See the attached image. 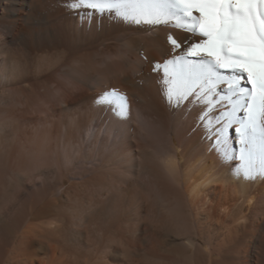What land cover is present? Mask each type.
I'll use <instances>...</instances> for the list:
<instances>
[{"label":"bare ground","instance_id":"1","mask_svg":"<svg viewBox=\"0 0 264 264\" xmlns=\"http://www.w3.org/2000/svg\"><path fill=\"white\" fill-rule=\"evenodd\" d=\"M64 3L0 0V32L7 37L0 42V56L32 67L48 54L73 55L75 78L92 88L105 84V91L128 93L141 111L164 121L159 124L170 134L169 145L155 158L144 143L130 141L126 146L133 151L91 156L96 168L73 175L63 167L87 159L48 156V163L62 168L40 173L54 175L40 186L23 181L34 173L37 158L30 156L25 171L8 173L1 156L0 174H9L11 183L0 193V264H264V180L235 178L242 162L222 161L213 138L206 136L203 103L189 97L173 107L174 118L160 94L163 72L154 68L181 51L173 50L167 37L178 38L185 49L195 37L172 26L89 17L87 10L69 11ZM101 45L111 49L124 73L117 72ZM226 91L222 88L220 95ZM227 110L222 101L211 116ZM183 113L188 122L173 124ZM228 143L238 150L240 134ZM14 186L20 189L11 196Z\"/></svg>","mask_w":264,"mask_h":264},{"label":"snow or ice","instance_id":"2","mask_svg":"<svg viewBox=\"0 0 264 264\" xmlns=\"http://www.w3.org/2000/svg\"><path fill=\"white\" fill-rule=\"evenodd\" d=\"M69 11L86 16L111 15L149 27L172 26L195 37L184 43L169 35L173 50L154 70L162 71L165 98L180 107L189 97L207 109L201 119L222 161L239 160L236 179L264 180V0H65ZM192 57V58H189ZM227 91L220 95V90ZM224 102L227 111L212 117ZM95 103L111 108L119 119L130 115L126 93L111 88ZM243 113V115H240ZM213 121H215L213 123ZM241 147L228 143L235 125Z\"/></svg>","mask_w":264,"mask_h":264},{"label":"rangeland","instance_id":"3","mask_svg":"<svg viewBox=\"0 0 264 264\" xmlns=\"http://www.w3.org/2000/svg\"><path fill=\"white\" fill-rule=\"evenodd\" d=\"M16 32L17 30L13 29V33ZM3 40L7 42V37L0 32V42H4ZM99 49L110 55L111 60H115L113 62L116 63L114 65L119 74L126 71L119 66L111 49L105 45H101ZM50 55L52 54L37 59L32 67H28L24 61H6L0 56L2 69L0 70V157L8 161H5L7 170L10 171L8 173L25 171L24 164H27L30 156H34L37 158L32 166L34 173L24 175L23 181L37 183L40 186L45 181V177L52 179L54 176L52 173H40L50 167L55 170L62 168V165H57L55 161L48 163L45 159L48 156L87 159L85 164L79 162L80 164L73 166L74 168L70 165L63 167L70 175H73L78 171L80 173L93 171L96 167L90 161L92 157L98 159L100 155L109 156L108 153L111 155L113 152L120 155L121 150L122 154L133 151L132 146H126L130 141L135 143L139 140L140 143H144L155 158L160 148H166L169 145L170 134L162 130L160 124H164V121L158 115L141 111L139 101L136 102L125 92L129 99L130 115L127 119L117 118L111 108L95 103L96 98L105 92L103 90L105 84L92 88L75 78L71 69L78 65V61L76 60L77 63L70 66L72 62H76L73 60V55ZM155 56L159 57V54L155 53ZM141 57L146 60V56ZM163 90L160 94L164 100L165 89ZM165 100L164 103L167 104ZM168 105L170 104H167V113L175 118L176 111L173 110L172 105ZM221 113L223 112L220 111L219 115ZM188 116L183 113L184 118L181 116L179 120H176L177 122L171 121L174 122L173 124H186ZM119 121H123L121 126L124 125L121 131ZM235 130L234 126L229 129L228 141L239 136ZM113 141L116 144L113 145ZM120 141H122L121 144H125H123L124 147L119 145ZM98 167L101 168V166ZM10 181L9 174H0V193L9 189ZM18 189L15 186L12 187L10 195L14 196Z\"/></svg>","mask_w":264,"mask_h":264}]
</instances>
